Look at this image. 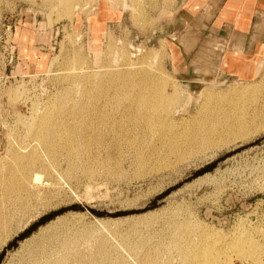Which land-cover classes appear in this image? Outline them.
<instances>
[{
	"label": "rangeland",
	"instance_id": "obj_1",
	"mask_svg": "<svg viewBox=\"0 0 264 264\" xmlns=\"http://www.w3.org/2000/svg\"><path fill=\"white\" fill-rule=\"evenodd\" d=\"M174 4L0 0V264H192L209 246L264 264V65L222 77ZM101 91L98 111L59 110Z\"/></svg>",
	"mask_w": 264,
	"mask_h": 264
},
{
	"label": "crops",
	"instance_id": "obj_2",
	"mask_svg": "<svg viewBox=\"0 0 264 264\" xmlns=\"http://www.w3.org/2000/svg\"><path fill=\"white\" fill-rule=\"evenodd\" d=\"M169 16L174 29L204 35L212 46L218 42L222 77L250 81L260 74L264 65V0H175ZM33 51L37 53V49Z\"/></svg>",
	"mask_w": 264,
	"mask_h": 264
},
{
	"label": "bare ground",
	"instance_id": "obj_3",
	"mask_svg": "<svg viewBox=\"0 0 264 264\" xmlns=\"http://www.w3.org/2000/svg\"><path fill=\"white\" fill-rule=\"evenodd\" d=\"M147 71L145 70V69H139L138 71H137V73H146ZM137 73H135V74H137ZM108 76V75H107ZM133 76H135L134 74H129V73H124V72H120V73H118L117 75H109V77L110 78H115L116 77V79L117 78H123L124 79V82H123V84L122 85H117L116 87H115V94H111L112 95V99H114L115 97H118L119 95H120V90L121 89H125V87H126V82L128 81V79L129 78H132ZM120 88V89H119ZM110 95L109 94H103L102 93V91L101 92H98L96 95H94V96H92V95H85V99H84V101L85 102H82L81 104H74L72 107H69L68 108V104H70L71 102H72V96L71 95H68L67 94V96L64 98V100L62 101V103L60 104V106H59V110H63V111H66V112H68L70 115H74V113H78V112H81V113H83V112H85V111H98V110H100L101 108H104V103H106L105 102V98L106 97H109ZM176 96V95H175ZM63 97H64V95H63ZM141 97H146L145 95H141ZM177 97V96H176ZM95 98L97 99V104H93V103H91V102H93L94 100H95ZM160 98H162V100H163V96L162 97H160ZM175 99V98H174ZM174 99H170V102H173V101H175ZM191 101V100H190ZM139 103H141V107H146L145 105H146V101H141V102H139ZM138 103V104H139ZM75 107H77V109L75 108ZM68 108V109H67ZM213 116V115H212ZM211 116V117H212ZM210 117V118H211ZM205 120H207V119H205ZM208 121V120H207ZM213 121V120H212ZM203 123V122H202ZM234 128V129H233ZM235 128H236V131H238V135H244V133L246 132V130H248L247 129V127L246 126H244V123L243 124H236V125H232V126H230L229 128H228V131L230 132V133H232V130H235ZM71 136H68L69 137V140L70 141H72V132H70L69 133ZM79 137H80V135H79ZM79 137H77V138H79ZM46 143H48L47 141H46ZM50 146V145H49ZM68 146H70V149H69V153H71V154H76V153H78V149H77V147L72 143V142H69L68 143ZM17 152V151H16ZM15 153V152H14ZM13 153V154H14ZM36 153V152H35ZM14 157V156H13ZM15 159H17V161H18V163H19V165H21V171H22V173L24 174V173H32L31 172V169H33L34 167H36V165L38 164V161H37V159H33L29 154L28 155H26V154H24V155H22L20 152L19 153H17L16 155H15ZM16 161V162H17ZM14 167V166H13ZM19 167V166H18ZM16 168V167H15ZM13 170V168L11 169V171ZM15 170V169H14ZM33 171V170H32ZM9 172V171H8ZM14 172V171H13ZM11 173V172H10ZM19 173V172H18ZM15 175V174H14ZM18 175V174H17ZM12 176V175H11ZM23 176V175H22ZM14 177V176H13ZM17 177V176H16ZM24 177V176H23ZM27 177V176H26ZM25 177V178H26ZM25 178H24V180H25ZM36 179L35 180H39V177H35ZM8 179V178H7ZM22 179V178H21ZM9 180H10V177H9ZM14 180H16L15 178H14ZM2 181V180H1ZM21 182L23 181V180H20ZM19 181V182H20ZM25 181H27V180H25ZM24 181V182H25ZM205 181V180H204ZM11 182V181H10ZM21 182L19 183V184H21ZM2 183H4V181H2ZM13 183V182H12ZM12 183H10L11 185H12ZM23 183V182H22ZM9 184V183H8ZM8 184H7V186H8ZM18 184V183H17ZM18 184V187H22V186H20ZM24 184V183H23ZM3 186H5V185H3ZM10 186V185H9ZM25 186H26V184H25ZM6 187V186H5ZM10 188H11V186H10ZM15 188V187H14ZM25 188V187H24ZM13 190V189H12ZM23 190V189H22ZM9 191V190H8ZM13 191H15V190H13ZM20 191V190H19ZM11 192V191H10ZM21 192V191H20ZM9 193V192H8ZM229 244V243H228ZM231 245V244H230ZM212 246V245H211ZM228 246V245H227ZM229 249H231V247L229 248ZM227 250V249H226ZM229 251V250H228ZM227 251V252H228ZM223 253H224V251L222 250V249H219L218 247H215V246H213V247H208L207 249H206V251H204V254H201V255H197V256H194L195 258V262L194 263H192V264H224L225 262H223V258H222V256H223ZM228 254V253H227ZM227 254H226V256H227ZM229 255V254H228ZM223 257H225V256H223ZM228 258L230 257V256H227ZM230 259V258H229ZM224 260H225V258H224ZM226 260H227V258H226ZM225 260V261H226ZM229 261V260H228ZM227 261V262H228ZM226 262V263H227ZM228 264V263H227ZM229 264H231V263H229Z\"/></svg>",
	"mask_w": 264,
	"mask_h": 264
},
{
	"label": "water",
	"instance_id": "obj_4",
	"mask_svg": "<svg viewBox=\"0 0 264 264\" xmlns=\"http://www.w3.org/2000/svg\"><path fill=\"white\" fill-rule=\"evenodd\" d=\"M24 238V237H23ZM14 247H17V243L14 245ZM11 248V247H10Z\"/></svg>",
	"mask_w": 264,
	"mask_h": 264
}]
</instances>
